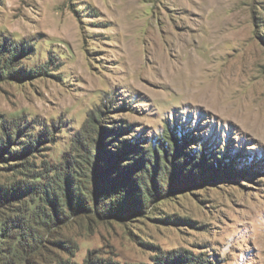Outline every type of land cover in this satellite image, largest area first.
Listing matches in <instances>:
<instances>
[{"label": "rangeland", "instance_id": "374dc122", "mask_svg": "<svg viewBox=\"0 0 264 264\" xmlns=\"http://www.w3.org/2000/svg\"><path fill=\"white\" fill-rule=\"evenodd\" d=\"M0 46V264H264V0H0Z\"/></svg>", "mask_w": 264, "mask_h": 264}, {"label": "trees", "instance_id": "16d2710c", "mask_svg": "<svg viewBox=\"0 0 264 264\" xmlns=\"http://www.w3.org/2000/svg\"><path fill=\"white\" fill-rule=\"evenodd\" d=\"M3 48H4V47H3ZM0 50H1L0 52H2V50H3V49L1 48V46H0ZM15 51H16L17 53L19 52V51H18V47H16V50H15ZM4 52H5V51H4ZM3 76H4V75H3L2 73H0V78H3Z\"/></svg>", "mask_w": 264, "mask_h": 264}, {"label": "bare ground", "instance_id": "6f19581e", "mask_svg": "<svg viewBox=\"0 0 264 264\" xmlns=\"http://www.w3.org/2000/svg\"><path fill=\"white\" fill-rule=\"evenodd\" d=\"M180 71V70H179ZM181 72V71H180ZM179 78V77H178ZM188 82V81H187Z\"/></svg>", "mask_w": 264, "mask_h": 264}]
</instances>
